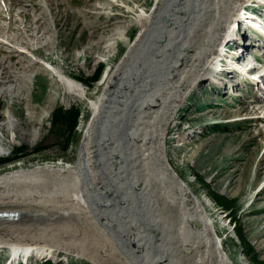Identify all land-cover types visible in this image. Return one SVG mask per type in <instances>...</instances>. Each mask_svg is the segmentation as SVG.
Listing matches in <instances>:
<instances>
[{"label": "bare ground", "instance_id": "6f19581e", "mask_svg": "<svg viewBox=\"0 0 264 264\" xmlns=\"http://www.w3.org/2000/svg\"><path fill=\"white\" fill-rule=\"evenodd\" d=\"M252 1L155 0L149 11L131 19V24L137 25L132 39L129 26L112 37L109 45L120 41L125 50L112 68L109 65L105 69L98 83L101 90L89 101L91 113L77 160L61 167L45 164L0 174V211H16L17 218L31 220L16 230L3 226L9 219L0 220V235L4 236L0 246L6 244L10 249L7 264L54 259L55 252L44 245L48 236L29 230L35 227L34 220L54 219L105 227L125 255V261L117 259L114 264H232L206 211L210 203L198 199L170 165L165 134L197 84L205 80L219 88L239 84V79L231 82L225 78L224 71L241 75L238 54L248 49L245 44L249 39L229 60L224 58V51L239 41L237 27L243 24L240 12ZM61 4L63 0H0V21L8 20L9 27L18 24L27 30L25 33L19 27L16 33H6L0 25V53L7 54L0 57L1 96L24 99L29 104L24 92L30 89L33 69H41L35 64H43L35 56L42 48L53 51L61 14L52 10ZM104 5L94 0L85 2L67 15L81 25L101 16L126 18L122 9L111 12ZM92 42L90 48L95 45ZM251 43L252 51L263 55L264 61L258 49L264 47V40L254 34ZM14 54L21 57L15 66L8 61ZM48 63L71 93L86 95L83 86L66 78L61 67ZM25 117L31 120L29 113ZM3 130L25 134L5 115L0 123ZM1 138L0 155L5 152ZM149 222L160 232L158 241ZM12 240L15 242H3ZM108 253L115 260L113 253ZM89 259L105 264L96 257Z\"/></svg>", "mask_w": 264, "mask_h": 264}, {"label": "rangeland", "instance_id": "374dc122", "mask_svg": "<svg viewBox=\"0 0 264 264\" xmlns=\"http://www.w3.org/2000/svg\"><path fill=\"white\" fill-rule=\"evenodd\" d=\"M92 1L63 0V4L58 9L52 10L54 14L57 12L61 14L58 20L59 33L54 38L53 51L42 48L35 56L42 59L43 64H35L41 69H33L35 75L30 77V80L32 79L30 89L24 92L27 101H30L29 104L24 99L0 95V114H2L0 123L3 122L5 115L8 119L14 120L21 132L25 133L21 136L11 130L0 131L1 143L5 151L0 158L11 157L13 154L11 149L14 147L21 144L27 146L17 159L0 165V174L17 168L25 169L45 164L61 167L77 160L79 145L91 113L89 101L100 92L102 85L98 83L105 69L109 65L112 68L125 50V46L120 41L110 46L112 37L123 31L125 26H129L128 36L132 39L136 35L137 25L131 24V19L139 13L149 11L155 2V0H123L124 4H122L120 0H112L115 3L111 6L107 2L109 0H94L97 4H105V10L116 12L122 9L121 11L127 16L125 19L119 16L109 19L101 16L95 18L93 23L92 18L88 25H81L76 19L68 16L72 11L82 8L85 2ZM31 11L29 12L32 13ZM37 11L38 8L35 12ZM35 16L33 13L32 18L34 19ZM240 16L243 19V26L237 27V35L240 39L224 51L226 60H229L236 50L245 47L244 42L248 36L258 35L256 27L264 24V0H253L240 12ZM1 21L0 25L6 28L5 30L2 28V32L7 33L9 30L16 33L19 27L21 31L27 32L22 25L13 24L9 27L6 24L8 20ZM261 36L259 35L260 38ZM249 39L252 40L251 37ZM92 41L95 45L90 48ZM240 45L243 46L238 47ZM245 45L248 49L238 54L242 60L240 64L247 59L250 61L247 64L254 66H251L246 74L241 73L237 76L233 72L228 73V70L224 71L225 78L227 77L231 82L239 79V84L232 86L227 84L226 88L216 87L209 80L197 84L183 101L184 104L180 106L175 120L168 125L169 129L165 134V151L177 176L188 185L198 199L202 202H205V199L210 203V206H205L206 211L214 222L217 234L222 238V249L232 264L255 263L243 250L242 243L235 233L233 220H230L227 211L221 210L210 198L211 191L235 201L234 217L238 218L251 250L264 264V116H262L264 115V61H262L263 55L252 51L254 45L250 42ZM258 49L264 54L263 46ZM3 55L7 54L0 53V57ZM18 56L14 54L13 59L8 61L15 66V62L21 58ZM105 58L107 61H104ZM48 62L55 64V67H61L66 78L83 86L86 95L78 97L71 93L63 83H60L58 78L60 76L55 70L48 68ZM101 65L102 70L96 81L89 84L79 80L90 77ZM12 69L19 72L17 67ZM58 105L66 108L75 106L80 109L77 126L74 134L69 137L68 144L65 141L66 131L59 126H53L50 121L52 111ZM27 113L31 115L30 121L25 117ZM36 146L42 149L33 150ZM30 221L17 218L3 221L2 224L16 230L21 223ZM70 222L67 219L34 220L35 227L30 229L26 227V230L48 236V242L44 245L55 252L56 259H49L57 264H97L89 257L102 259L105 262L102 260L101 262L105 264H114L117 259L121 262L125 261V255L114 244L105 227L100 224L87 227V224L81 222ZM148 225L152 227L150 230L158 241L159 230L153 229L156 227L151 222ZM3 237L0 235V239ZM108 252L113 253L115 260ZM9 253L10 249L6 244L0 246V264H7ZM47 261L37 259L31 264H45ZM20 262L26 264L24 260ZM13 264H19V261Z\"/></svg>", "mask_w": 264, "mask_h": 264}, {"label": "trees", "instance_id": "16d2710c", "mask_svg": "<svg viewBox=\"0 0 264 264\" xmlns=\"http://www.w3.org/2000/svg\"><path fill=\"white\" fill-rule=\"evenodd\" d=\"M101 70H102V65L96 68V70L93 72V74L90 77H86L85 79H79V80L82 82L83 81L88 82L90 84L91 82H94L99 78ZM79 115H80V109L75 106H70L66 108L62 105H58L52 111L50 121L53 126H59L60 129H63V131H66L67 135L65 137V141L67 142V144L69 143V137L74 134ZM26 149H27V146L24 144H21L17 147L12 148L11 149V152H13L12 156L0 158V165L8 163L11 160L17 159L20 156V154L23 153ZM41 149L42 148L40 146H36L34 147L33 150L38 151ZM209 196L213 200V202L218 207L221 208V210H224V212L227 211L226 214L228 215L230 220H233L234 230H235L237 237L242 243L243 250H245L247 255L250 258H252V261L255 264H263V261L259 260L258 257L256 256L257 254L251 250V245L249 241L243 235L242 228L239 224L238 218L234 217V215H236V213H233L235 201H233V199H229L225 197L224 195L214 192V191H211L209 193ZM45 264H57V263H54L48 260Z\"/></svg>", "mask_w": 264, "mask_h": 264}, {"label": "water", "instance_id": "95a60500", "mask_svg": "<svg viewBox=\"0 0 264 264\" xmlns=\"http://www.w3.org/2000/svg\"><path fill=\"white\" fill-rule=\"evenodd\" d=\"M18 212L16 211H0V220L1 219H17Z\"/></svg>", "mask_w": 264, "mask_h": 264}]
</instances>
